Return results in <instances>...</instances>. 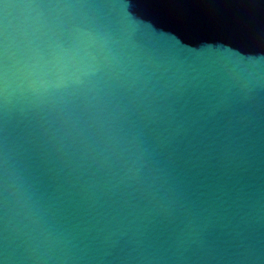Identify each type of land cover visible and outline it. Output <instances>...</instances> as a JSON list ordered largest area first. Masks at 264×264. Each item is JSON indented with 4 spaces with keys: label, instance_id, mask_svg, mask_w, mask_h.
Returning a JSON list of instances; mask_svg holds the SVG:
<instances>
[{
    "label": "water",
    "instance_id": "water-1",
    "mask_svg": "<svg viewBox=\"0 0 264 264\" xmlns=\"http://www.w3.org/2000/svg\"><path fill=\"white\" fill-rule=\"evenodd\" d=\"M0 264H264V0H0Z\"/></svg>",
    "mask_w": 264,
    "mask_h": 264
}]
</instances>
